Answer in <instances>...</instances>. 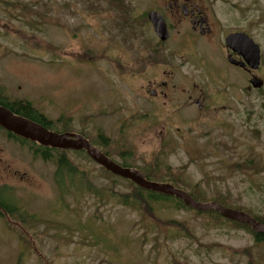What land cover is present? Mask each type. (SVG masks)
<instances>
[{"label": "rangeland", "instance_id": "rangeland-1", "mask_svg": "<svg viewBox=\"0 0 264 264\" xmlns=\"http://www.w3.org/2000/svg\"><path fill=\"white\" fill-rule=\"evenodd\" d=\"M108 1L0 0V100L32 104L51 132L84 136L149 182L175 181L199 203L264 218V91L246 95V76L225 67L218 45L177 49L173 36L158 47L145 16L155 0ZM214 7L222 32L241 30L258 45L264 80V0ZM207 58L225 67V82ZM166 79L177 86L167 98L145 93L147 81ZM188 86L204 90L212 110L188 101ZM33 151L0 131V190L21 216L0 211V264H264V245L224 219L174 203L134 211L68 186L61 194L59 154L49 162ZM65 152L84 185L130 193L84 152Z\"/></svg>", "mask_w": 264, "mask_h": 264}, {"label": "water", "instance_id": "water-1", "mask_svg": "<svg viewBox=\"0 0 264 264\" xmlns=\"http://www.w3.org/2000/svg\"><path fill=\"white\" fill-rule=\"evenodd\" d=\"M147 20L158 40L165 42L168 38V31L164 19L158 13L150 12L147 14ZM225 45L242 58V61L239 62L228 58V62L232 63V65L241 69L247 66L252 71L258 69L260 51L258 46L247 35L243 33L230 35L226 38ZM261 85L262 82L259 80L252 79L250 81V86L253 89H258ZM0 128L7 133H11L16 137L35 143L41 147L60 151H83L93 163L106 172L122 180L129 181L142 190L175 198L184 206L197 212H215L226 221L245 225L253 233L264 234V225L243 212L228 209L214 202L199 203L193 200L186 192L176 189L169 184L149 182L144 179L138 170L120 167L90 145L81 135L50 132L32 121L14 115L2 106H0Z\"/></svg>", "mask_w": 264, "mask_h": 264}, {"label": "flooded vegetation", "instance_id": "flooded-vegetation-1", "mask_svg": "<svg viewBox=\"0 0 264 264\" xmlns=\"http://www.w3.org/2000/svg\"><path fill=\"white\" fill-rule=\"evenodd\" d=\"M218 2L219 0H155V3H153L152 8L148 10L145 16L147 18L148 13L156 12L164 19L168 31V38L165 42H161L155 36V38L159 41V44H157L158 47L167 43L171 38H173V36L175 37V41H173V43L177 49H180L181 42H182L181 44H186L187 46L191 47L194 46L196 42L204 41L205 44L208 45L209 49L211 50H213L214 47L218 45L220 49L221 58L226 68L241 71L246 76L247 78L246 82L249 86H250V81L252 79H256L262 82L260 88L253 89L250 86V89H247L245 94L246 95L262 94L264 91V80L257 75L260 67H258L257 70L252 71L249 70L247 66H245L244 69H241L232 65V63L228 62V58H230L231 60L233 59L237 62L242 61V58L237 53L233 52L232 50L226 47L225 45L226 38L230 35L243 33V32L241 30L224 31V32L221 31V25L218 22L219 19L217 18V12L215 11V7H214V5ZM148 24L152 30L149 21ZM218 37H221L219 43H217ZM207 60H208L207 68L209 72H211L210 70L212 69H215L212 71H216L220 68V67L215 68V66L212 67V63H210L212 62L211 58H207ZM260 61H261V55H260ZM225 67L221 68V70H218L217 71L218 74L222 73L223 71L225 72L224 70ZM224 72L219 76V79L225 82V76H223ZM168 81L169 80L167 79L162 80L160 82L147 81V87L150 89H145V93L149 94V96L152 98H160L161 96L167 98L169 94L168 91L169 90L172 91L177 87L176 85L170 86ZM181 92L186 94L187 96L186 98L188 101L194 100V104L197 106L199 110H202L204 108H208L209 110L210 109L212 110L207 100V94L204 92V90L198 89L196 91L195 86L192 87L188 86L187 89ZM194 94H197L198 98H196V100L192 97V95ZM238 101H240V98L238 99ZM224 109L227 110L226 105H222V110ZM13 114L16 115L15 113ZM6 136L11 140H14L7 134ZM88 143L90 144L89 141ZM4 171H6L7 174L8 172H10L9 170H7V168ZM4 197L5 195L3 192L0 194V198H2L3 199L2 201L5 202ZM7 206L13 208V205L7 204ZM2 213H4V211Z\"/></svg>", "mask_w": 264, "mask_h": 264}, {"label": "trees", "instance_id": "trees-1", "mask_svg": "<svg viewBox=\"0 0 264 264\" xmlns=\"http://www.w3.org/2000/svg\"><path fill=\"white\" fill-rule=\"evenodd\" d=\"M109 3H113V5L117 6V5H123V0H109ZM160 51V50H158ZM0 105L2 107H4L5 109L9 110L12 113H15L16 115L25 118L29 121H32L40 126H42L43 128H45L46 130L51 132V128H53V123L51 121H48L47 118L45 116H43L42 114H40L36 109H34V107L32 106V104L27 103V102H16L13 104H8L5 103L3 101H0ZM0 131H4L3 129L0 128ZM5 132V131H4ZM8 136H10L11 138L15 139L16 141H19L21 143H25L28 145L33 146L34 151H33V156L37 157L39 159H41L42 161H52V153H57L59 154V157L56 158L55 160H53V162L56 164V176H55V183L57 184L58 190L61 194H66L67 192V186L68 189H74L76 190V193L81 196V193H92L93 195H95V197H97L100 200H104V199H108L110 202H113L115 205H120V206H124L126 208H129L131 210L134 211H148L150 212L151 204H159V203H174L176 205V209H183V210H189V208L185 207L179 200L172 198V197H168V196H164V195H160L157 193H153L150 191H145L142 190L138 187H136L134 184H132L129 181H125L129 187V194H119V193H115V191L112 189L110 191H101V190H97V189H93V187H91L90 185H84L85 182V178L87 176H83V174H81L80 172H78V170L73 167L67 157L65 156L66 152L65 151H59V150H54V149H50V148H45V147H41L35 143L29 142L27 140H24L22 138L16 137L14 135H12L11 133H7L5 132ZM57 134H63L62 133H57ZM84 137V136H83ZM105 141V140H103ZM104 156H106L107 158H110L107 153H103ZM118 165V164H117ZM120 166V165H119ZM120 167L123 168H130L133 169L132 167H129L127 165H121ZM100 170L103 171L105 174L111 175L110 173L104 171V169H102L100 167ZM144 179L148 181V174L146 173H142L140 172ZM109 178H116L115 176H106ZM169 181L166 180V183H168ZM171 186H173L176 189L182 190L177 186V182H171L168 183ZM84 185V186H83ZM3 193L2 190H0V194ZM193 200L198 202V198L199 196L195 195L194 193H187ZM201 199V198H200ZM3 199L0 198V208L1 211H4V214H6L7 216H13L15 213H18V215L20 216L19 212L12 207H9L5 204L4 201H2ZM214 202H217L218 204H220L223 207H226L223 203L222 200L217 201L214 200ZM228 209H232V210H237L240 212H244L245 214L249 215L250 217H252L253 219H255L257 222H259L260 224L264 225V218H260L257 217L255 215H252L251 213H249L248 211H243L242 209H236V208H230V207H226ZM198 215H202V214H206V215H212L215 216L217 220H223V218H221L217 213L215 212H197ZM21 217V216H20ZM19 217V218H20ZM226 223L231 224L233 227L235 228H239L242 229L244 231H246L247 233H249L253 239V242L255 245H264V234H256L253 233L249 227L245 226V225H240L234 222H230V221H226L224 220ZM173 225L175 228H177V230H180L182 232H186V230L181 229L182 227H184V225L182 224H177V223H173L170 224ZM176 235L180 236V232H175ZM179 238V237H178Z\"/></svg>", "mask_w": 264, "mask_h": 264}]
</instances>
